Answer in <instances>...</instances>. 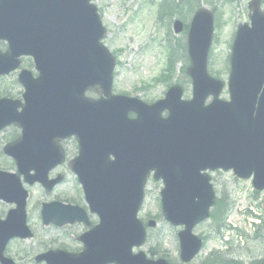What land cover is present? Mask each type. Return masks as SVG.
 I'll return each mask as SVG.
<instances>
[{
    "label": "water",
    "instance_id": "95a60500",
    "mask_svg": "<svg viewBox=\"0 0 264 264\" xmlns=\"http://www.w3.org/2000/svg\"><path fill=\"white\" fill-rule=\"evenodd\" d=\"M88 0H5L0 2V39L7 40L10 46V53L2 59L11 62L0 70V73L11 71L17 64L11 61V57L28 53L37 62V69L41 73L38 85L52 79L50 71L42 70L47 52L51 49L58 50L62 59L55 61V68L67 71L68 67L88 64L91 68L94 65H103V74L106 75L110 69L109 60L105 57L97 46V40L101 37V30L92 15L93 11L87 5ZM69 10V13L65 11ZM250 16L251 28L244 26L239 29L237 39L233 46L232 53V73L230 78V89L233 101L230 105L221 103L214 104L207 109L201 110V103L206 96L211 93L217 95L221 90V85L210 81L205 74L206 55L210 45L212 34V19L204 12L197 13L190 26L188 34L189 56L193 63L190 76L194 86V102L192 105H180L173 103L167 109L170 112V120L166 125L170 129L169 140L173 143L180 135L179 125L182 122L189 126L191 131V142L186 145L185 150L195 149L200 156L202 166L196 165L193 168L195 177L200 169L213 165L223 169H233L239 178H247L254 172V186L257 190L264 188V13L259 11V3L255 1L251 4ZM63 12V13H62ZM63 14V15H62ZM61 15L64 22L59 24L55 21ZM69 16V18H67ZM94 19V21L92 20ZM176 31L181 30L179 23L175 24ZM43 59V60H42ZM46 69V68H45ZM24 76V75H23ZM21 78L25 87L30 83L27 77ZM107 80V79H105ZM78 82V76L74 70L70 73L67 94L73 98V91ZM32 91H28L31 95ZM260 94L258 104L257 96ZM257 105V107H256ZM12 112L0 111V129L8 124L15 123L22 127V137L13 145L5 148L4 152L12 157L21 173L26 175L27 171L33 170L38 174H46L48 159L52 149L53 141L48 139L47 131L39 126L46 123V115L36 116L40 113L38 109L44 111L43 103L32 105L28 102L21 114L14 113L15 105H11ZM89 106L92 133L99 131V125H105V116H95L96 109ZM128 110V106H125ZM256 109V111H255ZM255 112V115H254ZM125 113V112H124ZM139 123L142 128H146L147 137L143 145V152L152 153L157 147L158 138L148 135L151 129L155 133L161 134V125L158 120V108L141 109ZM210 119L195 120L191 117L207 115ZM36 116V117H35ZM173 120V121H172ZM102 123V124H101ZM151 123L156 125L148 130ZM94 124V128L92 127ZM109 129L115 134L118 130L124 129L120 124L107 123ZM120 126V127H119ZM105 127V126H104ZM161 130V132H160ZM160 132V133H159ZM70 134L61 135L66 137ZM114 137H121L112 134ZM116 146V144L114 145ZM222 156V158L220 157ZM57 157H55L56 160ZM125 166L124 161L117 163L112 175L116 180L123 178L121 170L130 167L127 172L130 176L125 181L119 183L113 190L110 198H100L95 196V192L88 197L89 203H93L94 210L101 216V225L94 231L83 236L81 241L85 246V251L79 257H71L62 253H48L41 256L39 260H67L72 263L77 260L79 264H99L100 260H142L143 256H130V249L140 245L142 242V230L135 220V214L141 202L142 186L149 169H157L165 179V183L171 184L168 180L174 174L167 170H160L158 161L152 157L148 158L150 165L146 164L142 171L132 168L131 159ZM209 160V161H208ZM136 173V174H135ZM170 173V174H169ZM176 177V176H175ZM26 180L28 177L26 176ZM52 182L49 188L55 184ZM110 182L106 179L95 182L98 194H104ZM202 184V183H200ZM172 192V191H170ZM0 199L17 205V209L10 211L5 221H0V263L13 264L10 260L2 257L4 247L9 239L13 237H24V205L26 193L22 191L18 178L14 175L0 173ZM212 201V195L199 201L198 205L193 204L194 214L190 212L183 214L179 211L165 207V214L169 218L178 215L191 216L193 223L202 220L206 216V211ZM186 209V205L178 203ZM52 207L49 212V208ZM71 213L74 218L67 219L65 214ZM83 215L76 209L65 208L61 204H54L44 207L41 213L43 224L53 223L56 226H63L66 223H74L82 219L77 217ZM183 221H185L183 219ZM185 233L183 237H188ZM185 249L188 248L186 240L182 241ZM194 253L199 247L198 241H194ZM108 248L111 253H108Z\"/></svg>",
    "mask_w": 264,
    "mask_h": 264
},
{
    "label": "rangeland",
    "instance_id": "374dc122",
    "mask_svg": "<svg viewBox=\"0 0 264 264\" xmlns=\"http://www.w3.org/2000/svg\"><path fill=\"white\" fill-rule=\"evenodd\" d=\"M162 1L95 0L94 3L98 8L101 21L107 29L104 44L110 52L115 54L118 62L114 77L116 91L129 92L126 94L147 101H156L163 98L167 86L165 83L155 81V79L160 77L166 70L168 55L165 47L169 42L171 46L176 45L177 42L179 43L177 53L180 56H178L179 61H176L173 65L174 74L171 85H179L178 83H180V85L185 86L187 84L186 75H184V72L180 73V69L183 67L186 70L188 65L184 53L185 36L183 32L178 35L174 34L172 21L177 18L183 24H187L199 7L215 10L216 27L209 53L208 72L212 77L226 84L229 73L227 58L230 54L233 36L236 27L248 22V6L253 0H232L233 4H226L224 0H171L172 15L176 16L171 19V24L168 26V16L161 18L160 22H156L157 12L160 10ZM259 1L260 10L264 13V0ZM11 84L15 86L16 77L9 78L6 83L0 85V97L14 98L18 96L20 87L17 85L15 88L8 90ZM136 85H142V89L131 92L132 87ZM224 90H226V87ZM186 95L187 98L191 96V87L189 86L186 88ZM222 98H227V95L224 94ZM17 135L18 133L11 129L0 132V170L15 171L12 161L2 154V148ZM217 178L224 183L216 185L217 195H220L221 200L218 210L213 213L212 220H208L198 227L199 234L201 233L202 237L207 239H205L204 249L196 264H201L211 254L216 255L217 260H243L244 264L264 261V216L261 214L263 213L261 202L264 200V192L255 195L249 181H236L231 172L217 175ZM24 186L30 193L29 202L27 203L29 213L27 220L34 227L36 239L21 244L19 242L12 244L8 250L9 257L17 261V264H36L34 258L39 254V247L43 243L47 245L46 249L51 248L70 252L80 250L82 246L78 241V237L83 231L80 227H74L69 231L42 228L38 212L41 202L59 200L75 204L81 201L79 187L74 177L68 172L62 184L57 186L49 196H46L38 185ZM157 189V185L148 187L150 195H148L143 211L139 215L141 219L149 213L152 217L156 215V204L153 200L156 197ZM227 198L229 204L230 201L235 202L236 200L237 208L231 211L226 222L230 226L244 230L241 231L243 235L236 231L241 237L240 240H237L232 232L221 230L220 226L215 225L224 215ZM12 207L13 205L0 202V215L3 217ZM244 209H248L249 213L253 212L261 216L258 232H256V228H251L249 224H246L247 214L243 213L245 212ZM148 234L155 238V245L160 246L161 249L172 247L173 230L162 222H159L155 229L148 230ZM195 234H197V230ZM224 236H227V238ZM228 239H230L229 243L224 244L225 240ZM150 244L152 243L149 242Z\"/></svg>",
    "mask_w": 264,
    "mask_h": 264
},
{
    "label": "flooded vegetation",
    "instance_id": "af4514ba",
    "mask_svg": "<svg viewBox=\"0 0 264 264\" xmlns=\"http://www.w3.org/2000/svg\"><path fill=\"white\" fill-rule=\"evenodd\" d=\"M156 253L158 252H155L153 249H150L149 250V254L152 255L153 257H155ZM174 260H171L173 262V264H179L180 263V260H179V251H178V246L176 247V250L174 252ZM167 262L170 261V260H166ZM196 260H193L192 261V264H195ZM197 263V262H196Z\"/></svg>",
    "mask_w": 264,
    "mask_h": 264
},
{
    "label": "trees",
    "instance_id": "16d2710c",
    "mask_svg": "<svg viewBox=\"0 0 264 264\" xmlns=\"http://www.w3.org/2000/svg\"><path fill=\"white\" fill-rule=\"evenodd\" d=\"M181 5V4H180Z\"/></svg>",
    "mask_w": 264,
    "mask_h": 264
}]
</instances>
